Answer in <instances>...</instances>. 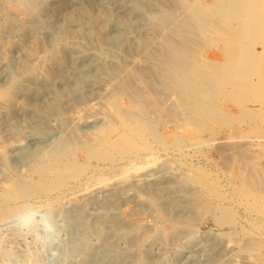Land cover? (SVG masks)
<instances>
[{
	"label": "rangeland",
	"instance_id": "obj_1",
	"mask_svg": "<svg viewBox=\"0 0 264 264\" xmlns=\"http://www.w3.org/2000/svg\"><path fill=\"white\" fill-rule=\"evenodd\" d=\"M216 4L0 0V264H264V30Z\"/></svg>",
	"mask_w": 264,
	"mask_h": 264
},
{
	"label": "bare ground",
	"instance_id": "obj_2",
	"mask_svg": "<svg viewBox=\"0 0 264 264\" xmlns=\"http://www.w3.org/2000/svg\"><path fill=\"white\" fill-rule=\"evenodd\" d=\"M192 3L194 1V3H198L199 0H191ZM218 4L214 5V6H209L205 9H200L198 11H196V18L194 17V19H196V21L198 23H202L204 26L202 29V31L204 33H207V35H211L212 33H223L225 35L226 38L231 39L234 41V39H240L242 38V35L246 32H256L258 30H264V0H217ZM234 1V2H233ZM230 6V9L227 13V15L229 17L233 16V21L236 22V24L238 25L239 28H232L229 27L228 21L226 20H221L220 19V14L217 15V12L215 11V7L219 8L221 10V7H228ZM219 10V11H220ZM220 13V12H219ZM221 23H224L223 25H225L226 27L221 26ZM184 31V30H183ZM228 34V35H227ZM182 36V35H181ZM213 36V35H212ZM206 37V36H205ZM234 37V39H233ZM257 37V35H256ZM192 38V40H197L198 37L194 36V37H190ZM186 39V38H185ZM198 41V40H197ZM238 41V40H237ZM241 41V39H240ZM230 42V41H229ZM193 43V42H192ZM233 45V42H230ZM260 45L263 47L264 49V40L261 39L259 41ZM185 44V43H184ZM194 45V44H193ZM235 45V44H234ZM181 46V45H180ZM231 46V45H230ZM236 46V45H235ZM184 47V46H183ZM186 47V46H185ZM229 47V46H228ZM233 47V46H232ZM237 47V46H236ZM230 48V47H229ZM234 48V47H233ZM180 49V48H179ZM187 49V48H185ZM190 49V48H189ZM232 49V48H231ZM196 50V49H195ZM182 51V50H181ZM180 51V52H181ZM230 51V50H229ZM253 51V50H252ZM251 51V52H252ZM190 52V51H189ZM197 51H195V53H197ZM183 53V52H182ZM186 53V51H185ZM185 55V54H184ZM189 55V54H188ZM241 53L239 52H235L234 56L232 58V60L230 62L225 63L224 62V69L222 68V70L226 71V73L230 70L231 71V65L233 66H237V73L235 75V77L233 78H243L244 82H248V80L246 78H248V73H246V69L243 66V62H241ZM253 58H256L258 55L254 52H252ZM193 58V56H192ZM222 58V56H221ZM197 60V59H196ZM222 61V60H221ZM197 62H199L197 60ZM263 62V61H261ZM187 63V62H186ZM220 63V62H219ZM222 64V63H221ZM198 65V64H197ZM213 65V64H212ZM222 66V65H221ZM254 66V64L251 66L250 71H252V67ZM263 65L261 64V67ZM264 68V66H263ZM205 70H203V68L197 66L194 70L195 73V77L196 80L198 81L199 76L200 79L202 81V72H204ZM219 71V70H218ZM213 72V71H211ZM220 73V72H219ZM223 73V74H226ZM206 73H203V75L205 76ZM218 73L215 72L213 73V77H215ZM222 74V73H221ZM230 75V74H229ZM203 76V79L205 78ZM194 77L190 76L189 80H194ZM217 78V81L219 82V74L215 77ZM237 78V79H238ZM199 79V80H200ZM245 79V80H244ZM195 80V81H196ZM213 80V79H212ZM196 81L195 86L198 88V91H195V94H206L203 93L200 89L202 88V86H199L200 84ZM204 81V80H203ZM202 81V82H203ZM206 83V81H204ZM232 82V80H231ZM204 83V84H205ZM207 84V83H206ZM202 85V84H201ZM194 87V86H193ZM199 87H201L199 89ZM200 90V91H199ZM208 96V95H207ZM127 126V125H125ZM183 127V126H182ZM130 128V127H129ZM181 128V127H180ZM131 129V128H130ZM129 129V130H130ZM115 130V128L113 129V127L110 129H107L105 134H102L101 136H99L97 142L99 144H103L107 142V135H109V133L113 132ZM141 134V133H140ZM140 134L137 133H125L123 132L122 134L120 133V135L115 138V140L109 144H107L109 147L111 148H136L137 146H139L138 143L135 142L134 138L138 140V138H136V136H139ZM134 135V136H133ZM142 136V135H140ZM140 138V137H139ZM143 139V138H142ZM141 139V140H142ZM146 139V138H144ZM140 141V140H139ZM94 142V141H93ZM92 144V143H91ZM142 145L144 146H148L146 145L144 142L142 143ZM148 144V143H147ZM150 144V143H149ZM97 146V145H96ZM100 147V146H99ZM103 147V146H102ZM105 147V145H104ZM150 147V146H149ZM96 148V147H95ZM143 148V147H142ZM100 150V148H99ZM117 150V149H116ZM84 168V167H83ZM103 176V175H102ZM95 180V179H94ZM98 180V179H97ZM103 223V222H102ZM102 226V225H101Z\"/></svg>",
	"mask_w": 264,
	"mask_h": 264
}]
</instances>
